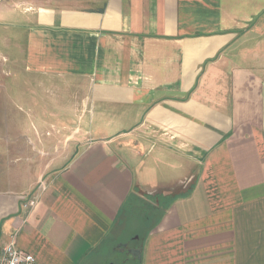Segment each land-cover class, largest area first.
<instances>
[{"label": "crops", "instance_id": "0c3cea01", "mask_svg": "<svg viewBox=\"0 0 264 264\" xmlns=\"http://www.w3.org/2000/svg\"><path fill=\"white\" fill-rule=\"evenodd\" d=\"M14 68L88 123L43 190L0 187V257L14 241L84 264L142 193L172 200L140 264H264V0H0V75Z\"/></svg>", "mask_w": 264, "mask_h": 264}, {"label": "rangeland", "instance_id": "374dc122", "mask_svg": "<svg viewBox=\"0 0 264 264\" xmlns=\"http://www.w3.org/2000/svg\"><path fill=\"white\" fill-rule=\"evenodd\" d=\"M13 74L8 80L0 75V187L25 191L35 185L39 190L84 146L83 130L88 116L79 121L80 100L73 98L65 87L42 83L37 87L36 79L31 84L29 76L19 68H14ZM18 80L20 83L15 82ZM15 92L21 97L9 99V94ZM166 192L174 195L182 190ZM161 193L164 194H158ZM140 197L126 203L118 225L84 264H140L128 252L143 245L148 230L160 219L163 205L172 200L157 194L141 193ZM120 246L126 247V251H118L116 247Z\"/></svg>", "mask_w": 264, "mask_h": 264}, {"label": "built area", "instance_id": "2783aa9c", "mask_svg": "<svg viewBox=\"0 0 264 264\" xmlns=\"http://www.w3.org/2000/svg\"><path fill=\"white\" fill-rule=\"evenodd\" d=\"M41 190L44 189V184L40 185ZM36 204V199L28 201L26 207L32 208ZM0 264H36L34 258L20 251L14 241H10L4 246Z\"/></svg>", "mask_w": 264, "mask_h": 264}, {"label": "water", "instance_id": "95a60500", "mask_svg": "<svg viewBox=\"0 0 264 264\" xmlns=\"http://www.w3.org/2000/svg\"><path fill=\"white\" fill-rule=\"evenodd\" d=\"M133 254L134 257H136L137 259H140V251L139 250H133V252H131Z\"/></svg>", "mask_w": 264, "mask_h": 264}, {"label": "flooded vegetation", "instance_id": "af4514ba", "mask_svg": "<svg viewBox=\"0 0 264 264\" xmlns=\"http://www.w3.org/2000/svg\"><path fill=\"white\" fill-rule=\"evenodd\" d=\"M116 249L118 251H126V247L124 249L122 247H118V248L116 247ZM131 252H133V250ZM131 252H128V253H130L131 255H133Z\"/></svg>", "mask_w": 264, "mask_h": 264}, {"label": "trees", "instance_id": "16d2710c", "mask_svg": "<svg viewBox=\"0 0 264 264\" xmlns=\"http://www.w3.org/2000/svg\"><path fill=\"white\" fill-rule=\"evenodd\" d=\"M139 250H141V247L138 248ZM137 259V258H136Z\"/></svg>", "mask_w": 264, "mask_h": 264}]
</instances>
